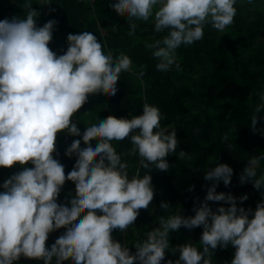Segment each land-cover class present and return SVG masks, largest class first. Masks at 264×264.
I'll return each mask as SVG.
<instances>
[{"label":"clouds","instance_id":"obj_1","mask_svg":"<svg viewBox=\"0 0 264 264\" xmlns=\"http://www.w3.org/2000/svg\"><path fill=\"white\" fill-rule=\"evenodd\" d=\"M236 2L112 0L109 7L126 13L129 21L153 18L154 32L165 35L145 47L152 50L156 70L166 72L173 65L179 69L176 49L201 40L205 24L216 30L230 25ZM23 7L27 9L23 18L0 19V167L29 161L33 167L23 168L0 184V264H14L21 257L42 264H61L67 258L74 264H161L170 249L169 234L197 226L203 229L199 251L192 243L172 247L178 259L165 264H212L211 250L229 245L235 249L230 264H264V191L254 212L238 207L231 194L216 192L218 183L229 185L233 175L225 163L204 171V179L212 184L204 200L193 208L194 215L172 213L161 202L160 207L170 214L158 217L159 227L133 244L134 253L112 238L113 229L125 231L138 210L149 207L154 195L149 172L169 169L164 158L177 148L175 129L162 128L164 117L158 107L144 103L140 115L130 119L109 115L86 127L81 136L70 118L89 94L105 91L115 95L119 75L129 70L131 60L123 53L105 54L96 36L87 31L68 34L66 51L57 56L48 47L57 21L49 19L38 27V12L32 9L31 0H23ZM129 28L134 32L136 24L130 23ZM257 98L250 127L264 135V115H256L264 109V91ZM63 130L81 136L65 150V156H76L67 176L64 166L51 155L55 134ZM125 137L132 145L128 155L137 156L140 166L149 169L142 176L137 170L129 177L128 164L111 143ZM92 139L95 144L89 142ZM81 140L85 147H80ZM185 154L180 151L178 158ZM261 161L264 152L248 159L239 174L241 184L251 182L255 189H264V170L257 171ZM66 179L75 185L69 206L56 202ZM238 199L242 202L247 196ZM207 201L229 206L213 211ZM62 227L64 233L46 248L48 234Z\"/></svg>","mask_w":264,"mask_h":264},{"label":"trees","instance_id":"obj_2","mask_svg":"<svg viewBox=\"0 0 264 264\" xmlns=\"http://www.w3.org/2000/svg\"><path fill=\"white\" fill-rule=\"evenodd\" d=\"M111 2L31 0L32 9L38 12L36 26H43L49 19L57 21L48 45L57 56L66 51L68 34L87 31L96 36L105 54L110 52L116 57L123 53L131 60L129 70L119 75L115 95L109 96L105 91L89 94L70 118L81 136L86 127L109 115L128 119L140 115L144 103L158 107L164 117L160 121L162 128L175 129L177 148L164 158L169 169L165 172L152 168L149 172L154 193L149 207L139 209L136 220L125 231L113 229L112 238L134 253L133 244L144 239L148 231L159 227L158 217L167 218L170 214L160 207L161 202L167 203L172 213L179 212L184 217L194 215L193 208L204 200L207 188L212 184L204 179V171L219 163L230 166L233 175L229 185L219 182L216 192L231 194L237 198L238 207L254 212L264 189H255L251 182L241 184L239 174L249 158L264 152V135L250 127L258 103L257 93L264 91V0H253L252 4L237 0L233 22L223 30L205 24L201 40L191 45L182 44L176 49L179 69L173 65L166 72L156 70L157 61L151 56L152 50L145 47L146 43L161 39L165 33L154 32L152 17L147 21H129L126 13H116L109 7ZM26 12L23 0H0V19L23 18ZM130 23L136 24L131 33ZM140 72L143 76L138 75ZM256 115H264V109ZM257 127H260L259 120ZM225 135L227 140H222ZM81 136H71L66 130L55 134L51 155L64 166L65 176L76 159L75 155L65 156V150ZM89 142L95 144V139ZM111 143L117 153L122 154V161L128 164L130 178L137 170L141 176L149 171L140 166L137 156L128 155L132 145L127 137ZM80 147H85L82 140ZM180 151L186 153L182 159L178 158ZM31 167L30 161L22 166L0 167V184L23 168ZM262 170L264 161L257 168L258 173ZM74 194V182L66 179L56 202L69 206L68 201ZM242 195L247 199L241 202L238 198ZM207 203L213 211L229 206L222 201ZM65 230L62 227L50 232L45 247L54 243ZM202 231V226H197L191 230L181 227L170 233V249L192 243L199 251ZM170 249L165 251L161 264L178 259V253ZM211 251L212 264H230L235 249L229 245ZM14 264H42V261L21 257ZM61 264L74 262L67 258Z\"/></svg>","mask_w":264,"mask_h":264}]
</instances>
